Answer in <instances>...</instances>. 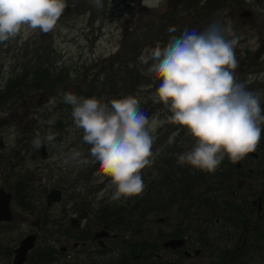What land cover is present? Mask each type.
<instances>
[{
  "label": "rangeland",
  "instance_id": "1",
  "mask_svg": "<svg viewBox=\"0 0 264 264\" xmlns=\"http://www.w3.org/2000/svg\"><path fill=\"white\" fill-rule=\"evenodd\" d=\"M66 4L53 31L32 32L26 38L21 34L0 43V92H4L19 67H29L40 59L39 55H46L42 60H46L52 71H64V82L54 84L50 93L31 92L26 84L16 98L0 103L3 144L0 170L4 168L12 182L25 177L24 184L30 194L29 209L21 211V215L19 212L21 223L7 236L39 231L43 244L50 240L58 243L61 234L71 242L82 231L75 228L76 223L71 219H77L81 227L88 223L92 229L98 226L96 210L112 207L132 210V228L120 232L125 240L153 239L156 231L166 230L159 218L172 216L176 209L200 208L197 206L200 199L216 189L224 177L217 170L232 167L236 162L225 158L214 173L177 164L178 156L190 150L195 142L186 135V130L167 122L171 113L154 100L159 81L141 74V69L146 71L147 66L140 65L138 57L143 49L153 48L157 42L161 47L166 46L173 35L179 36L185 28L202 31L213 19H220L239 37L235 49L238 67L234 74L246 84L247 90L261 93L264 108V0H160L158 6H152L151 0H102L100 9L93 6L92 0H66ZM242 11H248L249 15L243 16ZM169 27L177 31L169 33ZM39 45L44 48L35 50ZM121 45L126 46L128 54L120 53L114 68L104 71L102 65L119 52ZM131 53L137 60L135 65L129 63ZM134 83L133 89H128ZM66 92L78 97H96L105 103L135 96L150 122L157 121L152 132V150L154 153L158 150L159 154L151 167L142 170L145 190L140 196L112 201L113 189L107 179L99 182L94 165L65 162L73 151H81L87 157L90 147L82 141V130L74 126L72 106L62 101ZM57 118L62 120L61 131L48 142L50 134L44 133V127ZM36 139L41 141L40 146H45L44 159L37 153L40 146L34 145ZM263 140L264 127L260 142ZM12 164L13 169H7ZM52 189L61 190L62 199L58 204L46 206L45 193ZM141 199L142 204L134 210L133 205ZM82 201L87 203L83 205L87 216L74 210L75 202L78 206ZM190 219V224L196 225L192 214ZM35 223H39L38 228Z\"/></svg>",
  "mask_w": 264,
  "mask_h": 264
},
{
  "label": "clouds",
  "instance_id": "2",
  "mask_svg": "<svg viewBox=\"0 0 264 264\" xmlns=\"http://www.w3.org/2000/svg\"><path fill=\"white\" fill-rule=\"evenodd\" d=\"M159 3L151 0L152 6ZM92 4L103 7L102 0ZM66 7V0H0V43L21 34L26 38L32 32L53 31ZM176 31L168 28L169 33ZM238 43L230 25L213 19L202 31L185 28L166 46L157 42L138 57V63L147 66L141 74L159 81L154 100L171 113L167 122L186 130L195 142L178 156L180 166L214 173L225 158L238 162L260 143L261 93L247 90L234 74ZM62 101L72 106L74 126L82 130V141L90 146L87 157L73 151L65 162L94 165L99 182L109 181L112 201L140 196L145 190L142 170L151 167L159 154L152 150L157 121L150 122L140 101L131 95L105 103L66 92ZM53 139L47 137L48 142ZM33 143L39 147L41 141Z\"/></svg>",
  "mask_w": 264,
  "mask_h": 264
},
{
  "label": "flooded vegetation",
  "instance_id": "3",
  "mask_svg": "<svg viewBox=\"0 0 264 264\" xmlns=\"http://www.w3.org/2000/svg\"><path fill=\"white\" fill-rule=\"evenodd\" d=\"M245 157L232 167L217 170L224 176L221 183L204 195L214 200L213 206L202 203L198 209H176L172 216L159 218L166 230L156 231L150 240L140 237L125 240L120 232L132 228V210L112 207L96 210L98 226L92 229L88 223L81 227L77 219H71L76 229L82 228L78 239L71 242L61 234L58 243L50 240L43 244L39 231L8 237L21 223V211L29 209L30 194L24 184L25 177L12 182L3 168L0 170V264H264V140L255 152ZM7 169L12 170L13 164ZM52 190L59 192V199L47 204L50 191L46 192V206L58 204L62 199L61 190ZM84 204L87 205L82 201L77 206L75 202L73 207L87 216ZM191 214L196 224L193 226ZM35 226L38 228L39 223ZM30 236L20 255L23 240ZM169 239L182 243L172 248L164 246ZM143 252L152 255L143 256Z\"/></svg>",
  "mask_w": 264,
  "mask_h": 264
},
{
  "label": "trees",
  "instance_id": "4",
  "mask_svg": "<svg viewBox=\"0 0 264 264\" xmlns=\"http://www.w3.org/2000/svg\"><path fill=\"white\" fill-rule=\"evenodd\" d=\"M125 47L126 46L121 45L119 48V52L106 60V63L102 65V69L104 71L107 68L108 69L114 68L113 66L115 65V62L118 61L117 58L118 56H120V53L121 54L123 53V55L128 54L126 52ZM39 48H44V47H41V45H39L35 47V50H38ZM38 58L40 59L36 61L34 64H31L29 67L22 66L21 68L19 67L17 69L18 72H16L13 75L12 80L8 81L4 92H0V103L6 102L9 98H16L15 96L19 91H24L26 84L31 92L36 91V92H40L41 94H48L52 91L51 88L53 89L54 84H56L57 82H62V81L64 82V79L62 78L63 77L62 74H64L63 70L59 71V73L52 71L47 65L46 60H42L43 58L44 59L46 58V55L45 56L39 55ZM133 58H134V53H131L129 63H133V65H135L137 64V60H134ZM134 85L135 83L133 85H129L128 89L130 90L133 89ZM19 95L22 96V92L19 93ZM61 121L62 120L60 118H57L53 122L47 124L44 127V133L46 135L50 134L52 136L58 135V132L61 131L60 129L62 127ZM172 197L174 198V196ZM200 200L201 201L197 205L198 207L202 206V203H205L208 206L214 205V200L209 196L204 197L203 199ZM133 206H134L133 209L137 208L139 206V202H136Z\"/></svg>",
  "mask_w": 264,
  "mask_h": 264
},
{
  "label": "water",
  "instance_id": "5",
  "mask_svg": "<svg viewBox=\"0 0 264 264\" xmlns=\"http://www.w3.org/2000/svg\"><path fill=\"white\" fill-rule=\"evenodd\" d=\"M241 14L243 16H248L249 15V12L248 11H242ZM40 158L44 159L45 157V148H44V145H41L39 147V149L37 150ZM58 191L56 190H51L50 192L47 193V197H46V202L47 204L51 203V202H55L59 199V195H58ZM31 236L30 237H26L24 240H23V246L21 247L20 249V255H22L25 251V248H24V243L25 242H28L30 240ZM182 241L181 240H174V239H169L167 241H165L163 243L164 246H167V247H177L179 245H181Z\"/></svg>",
  "mask_w": 264,
  "mask_h": 264
}]
</instances>
